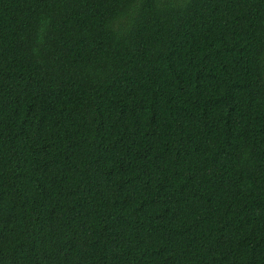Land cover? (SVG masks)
<instances>
[{
    "label": "trees",
    "instance_id": "obj_1",
    "mask_svg": "<svg viewBox=\"0 0 264 264\" xmlns=\"http://www.w3.org/2000/svg\"><path fill=\"white\" fill-rule=\"evenodd\" d=\"M0 264H264V0H0Z\"/></svg>",
    "mask_w": 264,
    "mask_h": 264
}]
</instances>
